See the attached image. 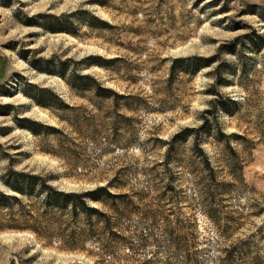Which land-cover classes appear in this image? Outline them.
I'll return each instance as SVG.
<instances>
[{"label":"rangeland","instance_id":"374dc122","mask_svg":"<svg viewBox=\"0 0 264 264\" xmlns=\"http://www.w3.org/2000/svg\"><path fill=\"white\" fill-rule=\"evenodd\" d=\"M88 14L112 29L101 30ZM97 57L121 62L104 70L94 64ZM196 57L216 63L196 75L180 73L167 95L172 61ZM64 63L66 80L77 71L122 95L141 96L157 110L121 111L139 122L136 143L106 151L108 146L96 147L88 135L84 139L61 122L56 115L63 112L38 104L52 105L53 92L69 106L84 109L75 115L87 116L86 110L90 116H103L88 99L71 92L62 78ZM219 67L228 84L215 88ZM215 89L237 104L228 106L233 116L220 113L225 134L243 137L229 141L244 165V183L228 202V212L241 229L229 236L197 203L162 200L164 184L152 181L161 169L151 173L167 157L165 142L202 127L217 98ZM34 123L64 130L78 143L83 139V157L65 153L56 137H43L46 131ZM204 149L218 158V169L230 181L223 157L233 156L225 143L209 138ZM177 151L171 157H192V139ZM73 159H80L84 169H74L69 164ZM11 167L51 178V185L64 192H90L118 177L127 188L114 192L148 191L146 210L161 211L170 221L166 224L160 215L149 225L162 242L165 264H264V0H0V192L8 195L14 194L4 184ZM175 173L189 193V171L175 168ZM9 214L0 206V264L125 263L106 262L105 254L90 243L79 251L48 245L30 230L12 228L22 223L21 217ZM178 229L187 240L178 232L169 240L163 236ZM126 254L120 251L118 257Z\"/></svg>","mask_w":264,"mask_h":264},{"label":"trees","instance_id":"16d2710c","mask_svg":"<svg viewBox=\"0 0 264 264\" xmlns=\"http://www.w3.org/2000/svg\"><path fill=\"white\" fill-rule=\"evenodd\" d=\"M88 15L101 30L112 29L107 22L91 14ZM94 60H98L94 64L104 70H112L114 64L121 62V59L107 60L102 57ZM215 63L214 59L197 57L190 60H173L165 93L171 94L173 83L180 73L196 75L200 70L210 68ZM67 65V63L63 64L62 78L71 92L83 99H88L103 116H90L86 110L87 116L75 115L84 109L69 106L53 92H50L52 105L40 102L38 104L52 112L55 109L63 112L64 115H56L61 122L73 128L84 139L88 135L96 147L108 146L106 151L112 150L111 147L117 150L124 149L136 143L138 137L135 125L139 122L121 114V111L136 113L157 110L149 107L141 96L122 95L105 87L94 77L80 75L77 71L73 72L71 79L66 80L64 74L68 68ZM216 71L215 88L226 86L228 83L221 77L222 69L219 67ZM87 93L92 94L93 99L88 98ZM213 95L217 98L211 103V109L205 112L202 127L186 129L175 136L171 142H165L169 146L167 157H163L162 162L155 166L151 173L161 169L152 181L160 179L164 184V193L160 196L162 200H168L173 204L189 201L197 203L202 214L219 227L225 236H229L241 227L232 213L228 212V202L234 196L235 190L244 183L243 162L241 157H237L229 141H239L243 137L226 135L220 122V113L233 116L228 106L237 104L222 96L218 89L213 91ZM68 113L71 117H68ZM38 126L46 131L43 137H56L58 146L65 153H70L71 157H83L82 154L87 148L83 139L78 143L77 140L65 134L64 130L44 125ZM32 132L35 136H41L34 130ZM201 132L204 134L201 135ZM189 138L192 139V157H171L174 152L178 153L179 145L186 143ZM209 138H213L217 143H225L226 149L233 156L223 157L230 181L223 178L222 170L218 169V158L210 157L204 149V143ZM102 141L105 143L103 144ZM69 164L74 169L79 167L84 169L80 159H73L69 161ZM175 168H184L191 174L192 187L189 193L179 185ZM52 181L51 178L32 173L17 172L14 167H11L4 184L14 194L0 192V206L8 210L11 216L20 215L22 223L11 225L12 228L30 230L48 245L57 244L59 248L69 251L85 250V245L90 243L105 254L108 263L124 260V264H165L160 257L162 242L157 238L155 226L149 225L158 222L160 215L166 224L170 221L161 211L152 213L146 210L147 205L144 203L149 196L148 191L142 190L133 195L114 192V189L124 191L127 188L119 177L109 180L106 186L82 194L61 191L51 185ZM91 203H97L101 208L94 207ZM15 208L19 210L18 213L14 212ZM177 232L183 241L187 240L183 229H178L176 232L166 230L163 236L169 240ZM181 250L188 252L186 247ZM120 251H126L127 254L124 257H118Z\"/></svg>","mask_w":264,"mask_h":264}]
</instances>
